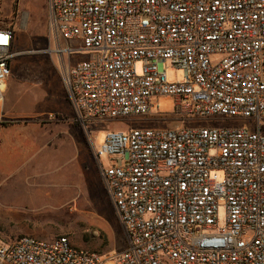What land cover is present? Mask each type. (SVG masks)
Listing matches in <instances>:
<instances>
[{
    "label": "built area",
    "instance_id": "2783aa9c",
    "mask_svg": "<svg viewBox=\"0 0 264 264\" xmlns=\"http://www.w3.org/2000/svg\"><path fill=\"white\" fill-rule=\"evenodd\" d=\"M47 1L57 52L89 56L62 74L79 123L150 115L172 96L178 116L257 128L107 132L95 155L125 250L24 235L0 239V264H264V0ZM15 38L0 27V122Z\"/></svg>",
    "mask_w": 264,
    "mask_h": 264
},
{
    "label": "rangeland",
    "instance_id": "374dc122",
    "mask_svg": "<svg viewBox=\"0 0 264 264\" xmlns=\"http://www.w3.org/2000/svg\"><path fill=\"white\" fill-rule=\"evenodd\" d=\"M0 27L15 31V50L4 114L7 125L28 124L20 160L10 165L14 174L0 175V239L19 236L42 239L67 236L74 246L103 258L123 252L125 230L102 178L95 148L107 132L134 129L242 128L256 122L239 118L178 116L175 98L161 96L159 109L146 116L109 122L79 123L67 99L62 74L72 62L89 58L57 52L47 0H0ZM139 68L141 65L139 64ZM169 81L184 80V72L166 66ZM48 115H56L53 121ZM264 130V120L262 121ZM17 146V144H16ZM105 167L107 158H102ZM19 170V171H18ZM105 264H115L108 261Z\"/></svg>",
    "mask_w": 264,
    "mask_h": 264
},
{
    "label": "crops",
    "instance_id": "0c3cea01",
    "mask_svg": "<svg viewBox=\"0 0 264 264\" xmlns=\"http://www.w3.org/2000/svg\"><path fill=\"white\" fill-rule=\"evenodd\" d=\"M27 126L28 124L4 125V122H0V175L8 172L4 178L17 171L15 169L12 170L10 165L14 166V163L20 160V149L23 146L32 142L36 146L38 145L37 136L26 138V133L23 129H26ZM0 181L4 182V179Z\"/></svg>",
    "mask_w": 264,
    "mask_h": 264
},
{
    "label": "trees",
    "instance_id": "16d2710c",
    "mask_svg": "<svg viewBox=\"0 0 264 264\" xmlns=\"http://www.w3.org/2000/svg\"><path fill=\"white\" fill-rule=\"evenodd\" d=\"M15 41H16V38H15ZM14 44H15V42H14ZM4 125H6V123H4ZM19 237H21V236H19Z\"/></svg>",
    "mask_w": 264,
    "mask_h": 264
}]
</instances>
